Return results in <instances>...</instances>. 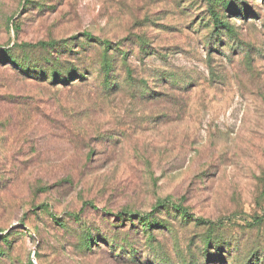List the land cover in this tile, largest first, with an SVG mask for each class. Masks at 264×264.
Wrapping results in <instances>:
<instances>
[{"label":"rangeland","instance_id":"374dc122","mask_svg":"<svg viewBox=\"0 0 264 264\" xmlns=\"http://www.w3.org/2000/svg\"><path fill=\"white\" fill-rule=\"evenodd\" d=\"M1 250L263 264L264 0H0Z\"/></svg>","mask_w":264,"mask_h":264},{"label":"trees","instance_id":"16d2710c","mask_svg":"<svg viewBox=\"0 0 264 264\" xmlns=\"http://www.w3.org/2000/svg\"><path fill=\"white\" fill-rule=\"evenodd\" d=\"M212 24H213V26L214 27H216L217 28V30L218 29H220V28H222V29H224V31H226V32H228V33H231V29L229 28V26H227V24H225L224 23V21H222L218 16H216V15H213L212 16ZM50 59H52V58H50ZM50 59H48L47 60V63L48 64H50L51 63V65H52V71H53V75H52V77L54 76V78H57L56 76L58 75V71L56 70V66L54 65V62L52 61L51 62V60ZM69 74H72V73H69ZM72 76V75H71ZM62 77V76H61ZM47 79H49V77H48V75H47V77H45L44 78V80L45 81H47ZM63 78H57V80H55V81H58V80H62ZM70 81H67V82H65V84H67V83H69ZM56 85H58L57 83L55 84H52V86H56ZM160 208H164V209H172V210H174L175 212H177V213H179V214H182V217H188V214L186 213V211L184 210V209H182V208H180V207H178V206H175V205H173V204H167V203H165V202H163V203H161V205L159 206ZM132 217V216H131ZM139 219H140V222L142 223V226H144V225H146L147 227H149V228H151L152 226H151V223H150V221H149V214H147V215H145V216H142L141 218L139 217ZM197 223L199 224H204V221H202V220H197ZM146 231V230H145ZM3 241L5 242V243H7L8 242V240H7V237H5L4 239H3ZM4 253H3V250H1L0 251V255L2 256ZM205 264H215V263H205ZM218 264H235V263H233L232 262V259L230 258V257H226L225 259H222ZM244 264H252V262H251V260H250V262H248V263H244ZM255 264H258V262H256ZM263 264H264V262H263Z\"/></svg>","mask_w":264,"mask_h":264}]
</instances>
